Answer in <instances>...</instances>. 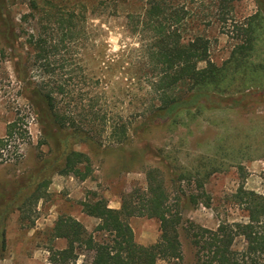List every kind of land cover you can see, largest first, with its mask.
<instances>
[{
  "label": "rangeland",
  "instance_id": "374dc122",
  "mask_svg": "<svg viewBox=\"0 0 264 264\" xmlns=\"http://www.w3.org/2000/svg\"><path fill=\"white\" fill-rule=\"evenodd\" d=\"M28 1L9 0L8 4L20 35L16 53L23 55L32 53L27 39L36 29ZM217 2L190 1L194 14L189 26L208 39V59L220 66L240 41L238 27L245 25L259 7L264 14V0H234L232 11L224 15ZM88 7L83 37L61 49L55 57L54 74L43 77L65 85L68 96L61 102L65 108L91 104L106 114L111 121L95 128L103 145L110 143L109 123L130 125V139L118 147L75 145L76 151L90 159V176L80 180L73 174H54L36 203L25 210H11L3 221L5 249L0 264H50L47 235L59 216L72 217L92 232L98 220L86 216L81 203L100 198L109 208L118 209L123 196L146 189L150 169L157 170L163 179L168 203H179L184 225L193 222L212 229L220 221H242L243 213L232 198L236 190L242 187L264 195V91L258 101L243 105L222 87L221 111L182 113L171 125L167 120L146 121L148 107L159 102L149 94L147 77L139 70L137 37L127 30L123 16L101 11L92 14ZM30 62L28 74L37 80L39 70L30 67ZM111 62L117 65L110 70L107 63ZM249 62L251 70L259 65L264 68L263 30ZM245 78L250 81L254 74ZM21 95L22 83L13 72L11 52L4 49L0 52V138L5 137L6 126L12 122L16 132L0 161V198L9 196L53 156ZM128 224L137 244L147 246L158 239L156 220L132 217ZM180 241L183 264H194L183 232ZM51 245L61 249L65 242L58 240ZM240 245L241 241L236 247L240 249ZM90 258L91 253L82 252L77 264ZM156 264L168 263L158 260Z\"/></svg>",
  "mask_w": 264,
  "mask_h": 264
},
{
  "label": "trees",
  "instance_id": "16d2710c",
  "mask_svg": "<svg viewBox=\"0 0 264 264\" xmlns=\"http://www.w3.org/2000/svg\"><path fill=\"white\" fill-rule=\"evenodd\" d=\"M190 1L29 0L36 29L27 39L32 55L28 52L23 55L16 53L20 35L8 9L9 0H0V52L4 49L11 52L13 72L22 83L21 98L41 128L43 144L53 154L26 182L20 183L9 196L0 198V259L5 249L3 221L11 210H25L36 203L54 174H73L80 180L90 176V159L76 151L75 145L118 147L130 139V125L109 123L110 143L103 145L95 128L111 121L106 119V114L91 104L65 108L61 104L64 96H68L65 85L43 77L54 74L55 57L61 49L83 37L88 5L92 14L101 11L123 16L127 30L137 37L139 70L147 77L149 94H154L159 102L148 107L146 121L167 120L171 125L182 113L221 111L222 87L228 88L227 92L239 104L247 105L261 98L264 68L249 67L260 31H264L261 8L245 25L238 27L239 43L229 59L216 66L208 59V39L189 26L194 14ZM217 1L222 15L232 11L234 0ZM29 60V66L39 70L37 80L28 74ZM113 62L107 63L110 70L117 65ZM63 68L61 65L60 69ZM248 73L254 74L250 81L245 78ZM15 132V122L6 126L5 137L0 138V161ZM157 173L148 170L146 189L123 196L118 209L109 208L100 198L82 202V212L98 220L92 232H87L72 217L59 216L47 235L49 263L77 264L79 255L88 252L91 258L84 264H156L158 260L183 264L180 241L183 232L192 249L194 264H264V195L242 187L236 190L232 198L243 213L242 221H220L212 229L193 222L184 225L179 203L173 206L168 203V192ZM132 217L158 222L156 242L147 246L135 242L128 224ZM58 240L65 242L61 249L51 245ZM239 241L240 249L236 247Z\"/></svg>",
  "mask_w": 264,
  "mask_h": 264
}]
</instances>
